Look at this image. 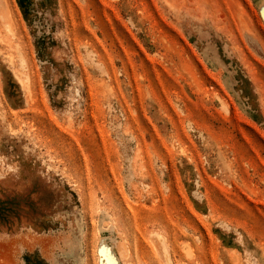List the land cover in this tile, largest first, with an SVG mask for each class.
<instances>
[{
    "label": "rangeland",
    "instance_id": "374dc122",
    "mask_svg": "<svg viewBox=\"0 0 264 264\" xmlns=\"http://www.w3.org/2000/svg\"><path fill=\"white\" fill-rule=\"evenodd\" d=\"M0 264H264V0H0Z\"/></svg>",
    "mask_w": 264,
    "mask_h": 264
}]
</instances>
